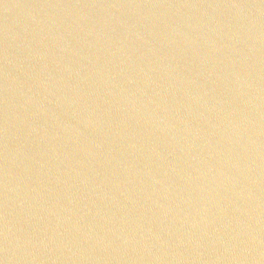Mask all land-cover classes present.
I'll use <instances>...</instances> for the list:
<instances>
[{"label": "water", "instance_id": "obj_1", "mask_svg": "<svg viewBox=\"0 0 264 264\" xmlns=\"http://www.w3.org/2000/svg\"><path fill=\"white\" fill-rule=\"evenodd\" d=\"M0 264H264V0H0Z\"/></svg>", "mask_w": 264, "mask_h": 264}]
</instances>
